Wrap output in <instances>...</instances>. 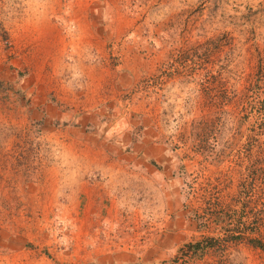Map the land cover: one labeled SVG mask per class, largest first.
Masks as SVG:
<instances>
[{"label":"rangeland","instance_id":"1","mask_svg":"<svg viewBox=\"0 0 264 264\" xmlns=\"http://www.w3.org/2000/svg\"><path fill=\"white\" fill-rule=\"evenodd\" d=\"M246 238L264 0H0V264H264Z\"/></svg>","mask_w":264,"mask_h":264},{"label":"trees","instance_id":"2","mask_svg":"<svg viewBox=\"0 0 264 264\" xmlns=\"http://www.w3.org/2000/svg\"><path fill=\"white\" fill-rule=\"evenodd\" d=\"M233 227H236V229L239 230H235L233 232L224 231L217 234L216 236H207L195 242H189L185 244L183 248L179 249L180 253L178 257L180 256V258L182 259L190 258L192 260L196 256H199L200 254L207 252V250L214 251L217 253L221 251L222 247L227 245L228 243H231L232 241L235 243L244 236L247 237L246 233L248 232H244L240 230L241 227L242 228L244 227L242 221H239L238 225L236 221ZM246 239L251 240L255 246L260 247L261 249L264 250V243L260 241H256L254 238H246ZM221 255L222 254L220 255L218 254L219 256L218 261L220 262L223 261V258L221 259Z\"/></svg>","mask_w":264,"mask_h":264}]
</instances>
